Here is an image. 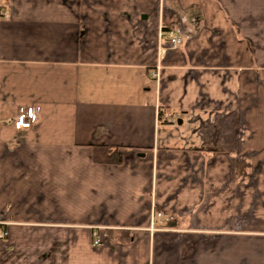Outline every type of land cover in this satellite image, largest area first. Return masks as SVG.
<instances>
[{"label": "crops", "instance_id": "obj_1", "mask_svg": "<svg viewBox=\"0 0 264 264\" xmlns=\"http://www.w3.org/2000/svg\"><path fill=\"white\" fill-rule=\"evenodd\" d=\"M4 227L0 264H264V0H0Z\"/></svg>", "mask_w": 264, "mask_h": 264}, {"label": "built area", "instance_id": "obj_2", "mask_svg": "<svg viewBox=\"0 0 264 264\" xmlns=\"http://www.w3.org/2000/svg\"><path fill=\"white\" fill-rule=\"evenodd\" d=\"M160 35L163 36L172 47L180 45L186 39V36L182 35L178 29L173 27L165 29L162 28V30H160ZM39 111L40 108L37 105L24 106L19 109L17 114L12 119H10V123L16 129H28L36 122ZM154 216L159 223L162 221V219L165 222H169L171 220L170 216L167 217L160 211L154 213ZM7 234V229L4 227L0 231V238H5ZM97 242V240L94 241V243Z\"/></svg>", "mask_w": 264, "mask_h": 264}, {"label": "trees", "instance_id": "obj_3", "mask_svg": "<svg viewBox=\"0 0 264 264\" xmlns=\"http://www.w3.org/2000/svg\"><path fill=\"white\" fill-rule=\"evenodd\" d=\"M93 158L95 162L103 163H119L121 161L120 153L116 149L109 146L96 147ZM123 237L125 239L129 238L127 234H124Z\"/></svg>", "mask_w": 264, "mask_h": 264}]
</instances>
